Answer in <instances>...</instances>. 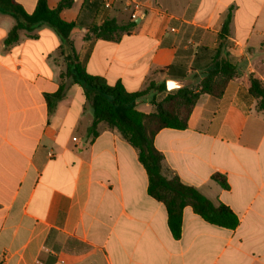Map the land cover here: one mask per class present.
Wrapping results in <instances>:
<instances>
[{
  "label": "crops",
  "instance_id": "1",
  "mask_svg": "<svg viewBox=\"0 0 264 264\" xmlns=\"http://www.w3.org/2000/svg\"><path fill=\"white\" fill-rule=\"evenodd\" d=\"M15 1L32 13L39 0ZM46 1L55 9L62 0ZM106 1L74 0L61 18L81 27L71 40L89 74L129 92L166 85L138 102L142 112L172 92L169 79L197 85L218 49L236 64L221 97L202 94L187 128L160 130L154 145L167 178L228 206L238 226L211 224L187 206L175 239L138 150L106 123L89 136L84 89L62 77L70 55L62 36L40 24L8 44L18 20L0 12V264H264V113L249 92L250 75L264 83V0ZM136 4L137 25L120 40L91 31L130 22ZM64 81L50 112L46 95Z\"/></svg>",
  "mask_w": 264,
  "mask_h": 264
},
{
  "label": "trees",
  "instance_id": "2",
  "mask_svg": "<svg viewBox=\"0 0 264 264\" xmlns=\"http://www.w3.org/2000/svg\"><path fill=\"white\" fill-rule=\"evenodd\" d=\"M73 1L62 0L55 9H50L46 0H39L35 10L28 13L15 0H0V12L18 20L6 43L17 40L19 29L32 30L40 24L49 25L62 36L70 52L67 57V72L62 74V77L72 78L73 82L80 84L84 89V95L94 117L93 124L88 130L89 136L95 138L98 135V125L106 123L116 128L138 150L139 160L149 179L148 193L165 205L168 225L175 239L181 237L182 216L187 206L192 207L196 214L211 224L235 229L239 220L228 206L213 203L196 188L182 183L177 176L167 178L163 174L164 156L155 147L154 138L164 128H187L190 115L200 96L209 94L221 97L229 80L237 73L236 64L228 56H222L221 50L218 49L212 67L203 72L197 85L174 90L160 102L153 101L156 107L153 113L142 112L137 108L138 102L150 97L154 91L166 90V85L156 86L152 82L145 90L129 92L121 82L112 85L102 77L89 74L78 59L71 40V36L81 27L78 22H67L61 18L62 10L70 7ZM136 25L133 20L120 25L115 20L108 19L91 31L99 39L118 41ZM85 38H89V34H86ZM181 77L187 76L183 73ZM249 80V92L258 100L259 111L264 113V83L255 75H250ZM66 88L67 84L64 81L57 92L46 95L50 112L56 109L58 102L65 96ZM213 179L222 187H228L225 176L215 174Z\"/></svg>",
  "mask_w": 264,
  "mask_h": 264
},
{
  "label": "water",
  "instance_id": "3",
  "mask_svg": "<svg viewBox=\"0 0 264 264\" xmlns=\"http://www.w3.org/2000/svg\"><path fill=\"white\" fill-rule=\"evenodd\" d=\"M193 82L195 81L189 79H169L167 81V86L169 91H174L186 88L190 86Z\"/></svg>",
  "mask_w": 264,
  "mask_h": 264
},
{
  "label": "built area",
  "instance_id": "4",
  "mask_svg": "<svg viewBox=\"0 0 264 264\" xmlns=\"http://www.w3.org/2000/svg\"><path fill=\"white\" fill-rule=\"evenodd\" d=\"M105 5L107 6V7H110L111 6V1L110 0H107L106 1V3H105ZM140 8H139V5L138 4H136L135 6H134V12L131 14V19L132 20H135V19H137V12H138V10H139ZM174 30V29H173ZM74 140H76V138H74Z\"/></svg>",
  "mask_w": 264,
  "mask_h": 264
},
{
  "label": "rangeland",
  "instance_id": "5",
  "mask_svg": "<svg viewBox=\"0 0 264 264\" xmlns=\"http://www.w3.org/2000/svg\"><path fill=\"white\" fill-rule=\"evenodd\" d=\"M121 20H127V17L126 16H121Z\"/></svg>",
  "mask_w": 264,
  "mask_h": 264
}]
</instances>
